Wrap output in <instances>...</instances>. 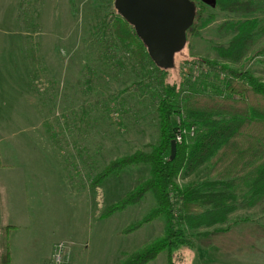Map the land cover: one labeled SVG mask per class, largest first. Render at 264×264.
<instances>
[{"label":"rangeland","instance_id":"1","mask_svg":"<svg viewBox=\"0 0 264 264\" xmlns=\"http://www.w3.org/2000/svg\"><path fill=\"white\" fill-rule=\"evenodd\" d=\"M193 1L200 16L190 29L198 34L187 31L173 77L182 61L202 59L264 82V0L249 16L262 34L237 62L215 51L233 36L219 26L236 14ZM113 2L0 0V257L9 247L10 264H122L164 232L162 216L124 232L155 206L150 191L101 217L149 177L148 165L92 185L111 160L149 151L158 138L155 93L136 83L144 80L140 67L122 50L98 44ZM209 169L206 162L175 181L200 183L210 179ZM236 196L225 222L187 229L192 246L171 251L174 264H264V200L246 207ZM6 225L14 227L4 233ZM167 259L163 251L146 264Z\"/></svg>","mask_w":264,"mask_h":264},{"label":"trees","instance_id":"2","mask_svg":"<svg viewBox=\"0 0 264 264\" xmlns=\"http://www.w3.org/2000/svg\"><path fill=\"white\" fill-rule=\"evenodd\" d=\"M216 4L223 11L234 12L237 19L219 26L223 36H233L226 44H217L215 51L221 59L237 62L262 34L256 30V19L249 16L263 6L260 0H216ZM199 16L195 7L194 22ZM98 30L99 45L106 50H122L140 67L144 80L136 82L138 86H152L158 131L149 151L136 150L113 159L95 176L92 185L126 167L149 166V177L108 206L101 217L139 202L150 191L155 206L124 232H132L160 216L165 220L164 232L131 253L122 264H146L163 251L168 253L167 264H174L170 252L192 244L187 229L225 222L236 209L237 193H241L246 207L264 200V82L249 70L236 71L202 59L182 61L174 78L169 69L154 64L134 28L115 8L101 18ZM190 30L198 34L196 26ZM190 128L195 130L192 137L186 134L181 142L175 140L179 131ZM172 140L176 142V153L170 159ZM206 162L210 179L185 186L176 183L177 176H188ZM13 227L6 225L3 232ZM10 255V248L5 247L1 264H10Z\"/></svg>","mask_w":264,"mask_h":264},{"label":"water","instance_id":"3","mask_svg":"<svg viewBox=\"0 0 264 264\" xmlns=\"http://www.w3.org/2000/svg\"><path fill=\"white\" fill-rule=\"evenodd\" d=\"M209 7L216 0H198ZM117 13L133 28L146 46L151 60L158 67L174 66V55L185 44L186 34L195 18L193 0H114ZM176 153V142L171 141L170 155Z\"/></svg>","mask_w":264,"mask_h":264},{"label":"built area","instance_id":"4","mask_svg":"<svg viewBox=\"0 0 264 264\" xmlns=\"http://www.w3.org/2000/svg\"><path fill=\"white\" fill-rule=\"evenodd\" d=\"M194 132H195L194 128H190L189 130L179 131L175 137V140L181 142L184 135L189 134L192 137L194 135Z\"/></svg>","mask_w":264,"mask_h":264},{"label":"crops","instance_id":"5","mask_svg":"<svg viewBox=\"0 0 264 264\" xmlns=\"http://www.w3.org/2000/svg\"><path fill=\"white\" fill-rule=\"evenodd\" d=\"M191 246H192V245H191ZM191 246H190V247H191ZM190 247H189V248H190Z\"/></svg>","mask_w":264,"mask_h":264}]
</instances>
